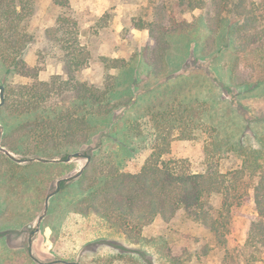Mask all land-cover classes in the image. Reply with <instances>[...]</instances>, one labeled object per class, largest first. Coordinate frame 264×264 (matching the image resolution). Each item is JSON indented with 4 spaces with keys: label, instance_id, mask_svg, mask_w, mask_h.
I'll return each instance as SVG.
<instances>
[{
    "label": "trees",
    "instance_id": "obj_1",
    "mask_svg": "<svg viewBox=\"0 0 264 264\" xmlns=\"http://www.w3.org/2000/svg\"><path fill=\"white\" fill-rule=\"evenodd\" d=\"M150 2L157 12L156 28L162 24L166 5L170 3L171 7L177 6L185 12L202 10L214 38L222 37L226 47L237 53L264 47V0ZM53 5L58 14L45 35L53 54L64 63L67 76L43 79L39 70L23 58L36 37L29 22L35 14V0H0V63L9 74L30 79L27 83L4 85L0 142L27 163L16 162L0 151V186L11 192L34 186L35 199L42 209L47 196L55 192L49 199L48 216L63 197H70L69 210L100 215L133 243L140 242L144 230L156 220L170 222L183 214L209 229L216 244L226 250L224 259L253 264L250 256L264 247V136L259 147L248 144L247 120L231 108L228 111L230 101L221 94L209 100L188 95L184 87L178 86L162 89L140 105L136 91L128 98L118 96L117 83L79 80L77 73L90 62L89 50L80 40L77 20L68 13L69 0H53ZM137 26L145 28L142 21ZM179 27L171 26L160 36L153 33L155 45L145 46L142 51L150 75L159 81L158 86L163 83L161 79L169 78L170 72L166 60L170 45L166 35ZM238 67L236 59L224 71L234 87L248 92L263 87L264 79L252 83L241 79ZM218 86L222 88L221 84ZM119 108L136 110L132 117H123L121 128L119 120L114 119L110 125L106 138L116 144L114 151L104 148L110 147V142H100L91 152L85 150L86 157L90 156L89 163L79 175V171L72 174L68 155L81 151L101 129L102 118L115 117ZM11 118L20 121L11 122ZM175 135L184 140L207 136L204 168L194 171L185 160L169 157ZM138 140L144 146L135 142ZM118 146L131 153L143 146L150 153L141 169L123 171ZM31 167L35 170H30ZM252 198L256 217L251 222L247 241L244 246L230 249L228 235L234 211ZM8 234L0 226V264H41L28 241L23 251L8 249ZM134 255L123 251L82 264H150L143 261L142 254L138 253V258Z\"/></svg>",
    "mask_w": 264,
    "mask_h": 264
},
{
    "label": "rangeland",
    "instance_id": "obj_2",
    "mask_svg": "<svg viewBox=\"0 0 264 264\" xmlns=\"http://www.w3.org/2000/svg\"><path fill=\"white\" fill-rule=\"evenodd\" d=\"M166 6L162 24L156 28L157 12L150 0H69L68 13L77 20L80 40L90 53L88 66L77 73V78L96 84L117 83V94L124 98L136 91L141 99L140 105L160 90H171L178 86L184 87L188 95L209 100L221 94L230 101L228 111L231 108L233 113L235 110L247 120V143L259 147L260 138L264 136V85L260 90L251 92L236 88L224 71L238 59L241 79L250 83L264 79V47H251L246 52L237 53L233 48L226 47L222 37L214 38L202 10L185 12L177 6L171 7L170 3ZM57 14L53 0H35V14L29 22L36 37L27 47L23 58L28 65L39 70V76L43 79L52 75L67 76L64 63L53 54L45 35V30L53 24ZM140 20L145 28L137 26ZM174 25L180 26L179 30L166 35L170 45L166 57L169 78L161 79L163 83L158 86L159 81L150 75V67L142 51L145 46L151 48L155 45L153 33L160 36ZM205 52H210V55L205 56ZM29 81L28 77L9 74L0 63V85ZM220 84L222 88L218 86ZM135 110L119 108L115 117L102 118L101 129L92 135L81 151L91 152L100 142H110V147L104 148L114 151L116 144L106 138L110 125L114 119L119 120L121 128L124 118L132 117ZM9 120L16 122L20 118ZM1 127L3 131L2 124ZM176 136L172 140L169 157L185 160L194 171L204 168L207 160L205 144L209 142L207 136L190 140ZM135 142L144 146L141 140ZM143 146L132 153L121 146L117 147L123 171L136 172L141 169L150 153ZM21 160L19 163H27L26 159ZM69 162L71 173L75 174L85 166L88 158L73 156ZM30 170L35 169L31 167ZM35 198L34 186L13 192L0 186V226L9 233L7 248L23 251L27 241L29 243L31 232L38 226L39 217L43 215L39 230L33 235L32 245L29 244L31 252L40 258L41 264L56 259L82 264L98 256L108 257L123 251L135 254V258L139 257L138 253L142 254L143 261L150 264H236L233 259H224L226 250L216 244L208 228L183 214L170 222L156 220L144 230L142 240L133 243L116 228L110 227L100 215L69 210L70 197H63L50 216L47 215L49 210L46 212V203L42 209ZM234 214L228 235L230 249L244 246L247 241L251 222L256 217L254 199L236 208ZM250 259L253 264H264V247L256 250Z\"/></svg>",
    "mask_w": 264,
    "mask_h": 264
},
{
    "label": "water",
    "instance_id": "obj_3",
    "mask_svg": "<svg viewBox=\"0 0 264 264\" xmlns=\"http://www.w3.org/2000/svg\"><path fill=\"white\" fill-rule=\"evenodd\" d=\"M4 85L1 84L0 85V106L4 105L5 103V94H4ZM1 134H2V127H1V124H0V138H1ZM0 151L4 152L7 156H9L11 159L17 161V162H21L22 160L21 159H18L16 158L8 149H6L5 147H3L1 145V142H0ZM73 156H86V154L82 151H76L74 153H71L68 155L67 157V161H70L72 159ZM87 158H88V162H89V158L90 156L87 155ZM38 160H41V159H38ZM88 162L85 164V166L82 167V169L80 170V172L78 173V175L83 171V169L86 167V165L88 164ZM70 178V177H69ZM60 181H58V188L60 186ZM55 192H52L51 194H49L46 198V212L48 210V205H49V199L52 195H54ZM45 212V213H46ZM43 219V215L39 217V221H38V226L31 232L30 234V239H29V244L30 246L32 245V238H33V235L39 230V227H40V222L42 221ZM37 260V259H36ZM53 263H65V264H80L79 262H74L72 260H67V259H56L48 264H53Z\"/></svg>",
    "mask_w": 264,
    "mask_h": 264
}]
</instances>
